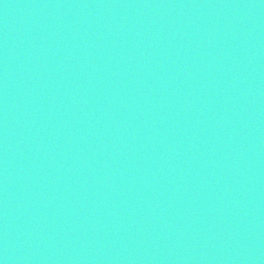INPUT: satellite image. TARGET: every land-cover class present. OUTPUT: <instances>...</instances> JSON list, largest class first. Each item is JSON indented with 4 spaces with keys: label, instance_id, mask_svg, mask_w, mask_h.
<instances>
[{
    "label": "water",
    "instance_id": "95a60500",
    "mask_svg": "<svg viewBox=\"0 0 264 264\" xmlns=\"http://www.w3.org/2000/svg\"><path fill=\"white\" fill-rule=\"evenodd\" d=\"M0 264H264V0H0Z\"/></svg>",
    "mask_w": 264,
    "mask_h": 264
}]
</instances>
